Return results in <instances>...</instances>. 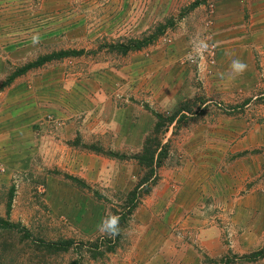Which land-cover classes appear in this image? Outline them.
Listing matches in <instances>:
<instances>
[{
  "label": "rangeland",
  "instance_id": "374dc122",
  "mask_svg": "<svg viewBox=\"0 0 264 264\" xmlns=\"http://www.w3.org/2000/svg\"><path fill=\"white\" fill-rule=\"evenodd\" d=\"M224 1L0 0V124L21 80H42L39 92L49 86L51 97L44 118L19 130L18 140L0 137V221L11 225L0 228V264H264V179L236 198L201 199L209 225L217 226L202 235L174 224L156 238L144 217L145 202L162 190L173 195L161 213L177 209L182 174L193 173L194 162L213 161L212 140L229 144L215 151L222 159L263 153L237 152L243 135L219 131L229 120L264 118V30L251 22L264 0H242L252 27L220 55L212 32L222 24L218 14L237 7ZM154 33L155 41L126 56L107 48ZM205 37L216 59L210 49L203 59L190 57ZM72 51L83 54L14 77ZM233 59L247 65L243 75H233ZM27 94L30 88L16 107ZM147 139L165 154L153 175L137 160ZM139 187L142 194L152 188L120 235H102L98 225L127 213ZM159 200L153 198V211Z\"/></svg>",
  "mask_w": 264,
  "mask_h": 264
},
{
  "label": "crops",
  "instance_id": "0c3cea01",
  "mask_svg": "<svg viewBox=\"0 0 264 264\" xmlns=\"http://www.w3.org/2000/svg\"><path fill=\"white\" fill-rule=\"evenodd\" d=\"M229 2L236 3L237 7H229L225 9L226 13L222 12L223 15L221 13L218 14V19L222 21V24H219L217 29H213L212 31L213 35H215L214 39L220 55H225V45L230 43L233 37H238L239 39L243 37L245 35L243 32L245 33L248 27L260 25L261 29L264 30V3H256L254 5L259 8H253L252 10L254 20L252 19L251 22L254 24L251 26L246 21L247 12L250 7L242 0H225L224 4L231 6ZM233 11H236V14ZM260 13H263V17ZM238 30L239 32H237ZM239 41L241 42V39ZM29 80L31 79L21 80V82L14 84L13 89L15 91H12V95H15L14 100L6 99L9 108H7V116L4 122L0 124L1 140L7 141L8 137L18 140L20 131L28 130V127L44 118L43 112L47 106H50L51 97L45 93L49 86L39 92L38 88L41 87L42 80L31 81L30 86H27L25 82ZM28 88L31 89V94L26 95V103L21 102V105L16 107L19 99H22L24 89ZM20 90H23V92L20 96H17ZM262 120L264 121L263 116L260 117L259 115L251 119L250 123H247L246 120L239 122L229 120L227 122L229 124L228 128L231 129L233 125L235 129L229 130L226 127V131H219V133L243 135L244 141L242 144L238 143L240 147L235 149L237 152L242 149H249L250 151L263 150V153L235 160L222 159L216 156L215 151L219 148L225 150L224 146H228L229 144L225 141H216L214 139L212 140L214 142L212 145L214 146L213 161L209 160L206 164L194 162L192 163L194 172L189 176H186L185 173L182 174L180 182L182 185L184 184V191L178 194L175 202L177 209L169 213H161V210L163 211L164 206L167 204V200L173 195L168 189L156 192V194L151 196V199L145 202L144 217L147 219L146 223L150 224H147L146 228L149 235L156 238L165 237L169 231V225H171L170 228H173L174 224H180L186 229L199 230V235H202L203 231L212 228L217 229V226L209 225L208 217L205 216V214H208L209 209H205L207 204H200L201 199L211 202V198H220L228 195L236 198L248 184H258L255 182L262 183V179H264V122L257 124ZM254 128L257 129L254 130ZM230 150H233V148H230ZM204 195L210 200H207ZM158 197L160 199L159 208H161L159 212L152 209L153 198L156 199ZM261 212L264 213V210ZM177 260L179 262L177 261L176 264H179L181 258Z\"/></svg>",
  "mask_w": 264,
  "mask_h": 264
},
{
  "label": "trees",
  "instance_id": "16d2710c",
  "mask_svg": "<svg viewBox=\"0 0 264 264\" xmlns=\"http://www.w3.org/2000/svg\"><path fill=\"white\" fill-rule=\"evenodd\" d=\"M157 37H158V35L156 33H154V34L148 36L147 38H145L143 40H131L127 43H122L120 45H111L107 48H110V51H112V52H117L120 55L126 56L133 51H138V50H141L142 48H144L145 46H148L149 43L151 44L153 41H155V38H157ZM80 54H83V53L82 52L78 53V52L72 51V52H61L58 54L55 53L51 56L49 55L47 57L42 58L38 62L33 63L31 65H28L25 68H23L22 70L18 71L14 77L16 78L18 76H21L33 68L41 67L46 62H50V61L55 60V59L59 60V59H64V58H68V57H73L75 55H80ZM157 119L160 122L162 121V118L160 116H158ZM160 129H161V125L159 124L155 130V133L159 134ZM151 141H153V140H151ZM151 141L149 139H147L143 154L140 156H137V160H139V162L142 164L141 166L147 168L150 171L149 174L153 175L156 172V168L162 164L163 156L165 154H164L163 150H160L159 148L153 147L152 144H154L155 141H153V142H151ZM150 179H151V177L148 178L146 181L149 182V181H151ZM140 188L141 187L136 189L134 194L131 196V198H133L135 200H132L133 206L129 208V211L127 213H124L123 215H118L120 217V229H122V226L125 225V223L127 224L128 218L136 210V208L138 207L142 197L148 195V193L151 191L152 187L147 189V191L145 193L143 192L144 194H142L139 191ZM138 192H140V193H138ZM135 201H136V203H135ZM6 224H9V223L0 221V228H6V226H8V228L11 227V225H6ZM121 224H122V226H121ZM65 246L66 247L64 249H67V246H69L68 243ZM111 251H113V248L108 249V251L106 253H109ZM252 257H254V259L259 258V257H261V253L254 254V255L250 256L249 258L252 259Z\"/></svg>",
  "mask_w": 264,
  "mask_h": 264
},
{
  "label": "clouds",
  "instance_id": "9594fccd",
  "mask_svg": "<svg viewBox=\"0 0 264 264\" xmlns=\"http://www.w3.org/2000/svg\"><path fill=\"white\" fill-rule=\"evenodd\" d=\"M35 39L36 38H34V41ZM213 46L214 45L209 44L208 38H198V44L195 49H193V52L189 54V56L191 57L193 54H195L200 59H203L204 53ZM230 67L234 76L243 75L247 70V65L240 59H233ZM98 231L102 235H108L110 237L120 235V217L116 214L107 215L101 224L98 225Z\"/></svg>",
  "mask_w": 264,
  "mask_h": 264
},
{
  "label": "built area",
  "instance_id": "2783aa9c",
  "mask_svg": "<svg viewBox=\"0 0 264 264\" xmlns=\"http://www.w3.org/2000/svg\"><path fill=\"white\" fill-rule=\"evenodd\" d=\"M210 57L212 58V59H214L215 58V53H216V49H215V47H210ZM216 59V58H215Z\"/></svg>",
  "mask_w": 264,
  "mask_h": 264
}]
</instances>
